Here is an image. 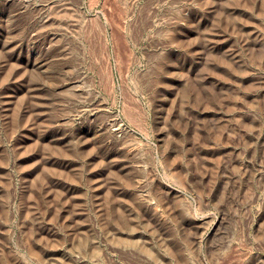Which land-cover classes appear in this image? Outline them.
Masks as SVG:
<instances>
[{"label":"rangeland","instance_id":"rangeland-1","mask_svg":"<svg viewBox=\"0 0 264 264\" xmlns=\"http://www.w3.org/2000/svg\"><path fill=\"white\" fill-rule=\"evenodd\" d=\"M0 264H264V0H0Z\"/></svg>","mask_w":264,"mask_h":264},{"label":"bare ground","instance_id":"bare-ground-1","mask_svg":"<svg viewBox=\"0 0 264 264\" xmlns=\"http://www.w3.org/2000/svg\"><path fill=\"white\" fill-rule=\"evenodd\" d=\"M115 129H118V127H115Z\"/></svg>","mask_w":264,"mask_h":264}]
</instances>
